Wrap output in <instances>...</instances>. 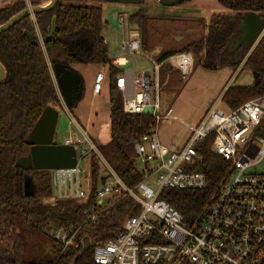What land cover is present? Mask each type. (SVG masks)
<instances>
[{"label": "trees", "instance_id": "obj_1", "mask_svg": "<svg viewBox=\"0 0 264 264\" xmlns=\"http://www.w3.org/2000/svg\"><path fill=\"white\" fill-rule=\"evenodd\" d=\"M49 1L14 0L1 6L0 25L29 6H44ZM216 1L236 14H212L205 35L187 42L177 51H163L155 62L161 64L158 71L160 86L175 87L180 74L167 61L174 54L190 53L197 66L212 73L225 68L235 72L244 61L240 71L249 69L258 74V78L246 86L230 84L223 92L220 101L231 111L264 95V32L249 53L241 48L229 52L246 12L258 14L264 20V0ZM106 2L58 0L52 8L23 17L0 34V63L5 76L0 82V264H95L94 247L113 238L122 230L124 220L140 211V206L125 195L95 208L94 195L103 177L96 156H93L90 169V199L85 205L72 200L42 204L53 192L49 172L18 165L19 160L29 154L26 139L42 111L50 102L59 105L49 66L53 63L69 67L104 65L108 67L109 75L110 140L99 143L97 150L126 187L134 188L142 180V173L136 166L134 144L141 136L156 130L161 121H156L150 113L127 114L123 110L122 93L115 85L121 69L112 65L108 45L102 37L106 24L100 5ZM53 16L54 34L45 42ZM145 19L141 10L128 18V23L137 26L140 32L142 48L147 44ZM24 32L31 34L36 43H29ZM236 56L241 60L234 63ZM255 135L264 140V117ZM212 141L210 135L197 147L202 161L195 170L205 173L206 189H167L159 195V199L171 204L188 222L201 213L216 184L228 170V163L223 158L210 153ZM89 208L95 209L92 222L84 216ZM50 225L56 228L73 226L78 229L76 238L87 243V237H90L92 243L83 249L69 246L62 250V246L45 231Z\"/></svg>", "mask_w": 264, "mask_h": 264}, {"label": "built area", "instance_id": "obj_2", "mask_svg": "<svg viewBox=\"0 0 264 264\" xmlns=\"http://www.w3.org/2000/svg\"><path fill=\"white\" fill-rule=\"evenodd\" d=\"M120 23L128 28L121 53L131 55L133 62L141 48L140 32L125 24L123 19ZM172 60L174 65L170 63ZM167 61L179 71L181 79L190 75L192 54H174ZM111 62L117 67L128 64L119 52L113 54ZM160 65L153 61L152 73L147 71L137 77L132 67L116 78L115 85L122 93L125 113H142L149 106L156 121L177 120L171 107L161 115ZM103 68L98 70L92 83L94 97L102 94L107 80ZM263 117L264 95L231 111L215 105L209 108L198 124H187V138L178 150L164 146L156 130L141 136L134 144V155L139 161L136 166L142 173V180L134 188L125 186L99 154L87 128L71 118L75 130L62 140V145L74 148L76 165L72 169L54 171L55 187L51 186L52 195L42 204L72 200L85 205L90 199V169L93 156H96L103 177L94 195L95 208L125 195L140 206V211L126 218L122 230L113 238L94 247L95 264H264V171H255L264 162V140L255 135ZM210 135L213 136L210 153L223 158L228 170L216 184L201 213L188 222L171 204L159 199V195L167 189H206L205 173L195 168L202 161L197 147ZM153 176L156 179L149 186ZM94 211V208L85 210L87 220L94 221ZM45 231L62 250L69 246L83 249L92 243L90 237L87 243L76 238L78 229L73 226L56 228L50 225Z\"/></svg>", "mask_w": 264, "mask_h": 264}, {"label": "rangeland", "instance_id": "obj_3", "mask_svg": "<svg viewBox=\"0 0 264 264\" xmlns=\"http://www.w3.org/2000/svg\"><path fill=\"white\" fill-rule=\"evenodd\" d=\"M6 1L0 0V7L9 2V0ZM215 5L213 0H191L174 6L163 5L159 0H142L139 3L112 1L101 4L100 6L103 7L102 19L106 24L102 31V37L108 43V57L112 58L113 54L119 52V56L126 58L128 64L120 68L123 73L130 71L132 67L136 77L147 71L152 73L153 61L160 53L166 50L177 51L185 43L203 36L211 14H236V12L227 11L221 6L220 11L217 12ZM140 10L146 17L147 44L145 48L139 49V53L134 55L132 62L131 55L121 53L122 41L127 38L128 28L125 29L124 25L120 23V19L129 25V16ZM132 26L138 29L137 26ZM170 63L174 65L173 60ZM97 68L98 66L94 65L80 66L79 70L84 80L85 92L75 107L64 109V103L60 102L59 105L54 102L49 103L58 110L57 127L53 138L55 143L62 144V140L75 130L71 118L81 127H86L84 123L86 118H89L90 122L87 121L91 127L89 135L97 141V144L106 143L110 140L107 95L104 94V99L95 100L91 90ZM240 70L237 78L232 80V84L241 86L251 84L254 81L253 73L249 69ZM190 71V75L185 79L176 78L175 87L160 86L161 115L165 113L168 107H172L173 115L177 120L165 119L161 121L156 133L159 141L171 150H178L186 140L188 135L187 124H198L209 108L215 105L224 111H229L218 98L220 89L227 79H221L217 73L208 72L200 66H196L194 69L192 66ZM61 104L64 108H61ZM94 111L97 116L94 115ZM136 163L139 166L137 159ZM54 171H47L50 174V185L53 188L56 184ZM255 171H264V162L257 166ZM155 179L156 176L150 179L149 186L153 185Z\"/></svg>", "mask_w": 264, "mask_h": 264}, {"label": "water", "instance_id": "obj_4", "mask_svg": "<svg viewBox=\"0 0 264 264\" xmlns=\"http://www.w3.org/2000/svg\"><path fill=\"white\" fill-rule=\"evenodd\" d=\"M58 0H50L44 6H29L17 14L13 15L8 21L0 25V34L10 29L13 24L29 14L46 11L52 8ZM122 1L125 3L136 2L137 0H107ZM186 0H159L160 3L167 6H174ZM239 29V35L235 38L229 47V52L233 53L238 48L249 53L255 44L260 40L264 32V20L258 14L246 12L243 17ZM55 16L50 21L49 32L46 35L45 42L50 40L55 30ZM29 43L35 44L31 34L24 32ZM241 59L235 57L234 63ZM193 69L197 66V61L193 59ZM52 73L56 80L57 90L64 103L65 108H73L80 101L84 94V81L82 75L78 74L73 68L63 63H53L51 66ZM254 80L258 78V74L253 73ZM4 69L0 63V82L4 79ZM143 114L150 113V107H146ZM58 119V110L48 105L42 111L39 118L34 123L33 129L29 133L26 142L30 147L29 154L25 158H21L18 162L20 168H29L37 171L50 170H67L72 169L76 165V152L72 146H64L53 141L56 131V123Z\"/></svg>", "mask_w": 264, "mask_h": 264}, {"label": "crops", "instance_id": "obj_5", "mask_svg": "<svg viewBox=\"0 0 264 264\" xmlns=\"http://www.w3.org/2000/svg\"><path fill=\"white\" fill-rule=\"evenodd\" d=\"M2 2H5L6 0H1ZM12 1H14V0H9V2L7 3V4H5V5H8L9 3H12ZM7 2V1H6ZM213 2L216 4L215 5V10L218 12V11H220V4H218L217 3V1L216 0H213ZM223 8V7H222ZM102 11H103V7H102ZM212 15V14H211ZM211 17V16H210ZM210 17H209V19H210ZM209 21V20H208ZM130 25V24H129ZM131 27H133L132 25H130ZM135 28V27H134ZM124 31V30H123ZM205 33H206V30H205V32H204V35H205ZM124 35H125V32H124ZM182 38V37H181ZM104 40V39H103ZM124 41H125V39H124ZM124 41H122V43L124 42ZM186 44V43H185ZM244 63V61H242V63L240 64V66L237 68L238 70H236L235 72H233V71H231L232 69H228V68H225V69H222V70H220V71H218V72H214V73H217V75H219V78H221V79H227L225 82H224V84L222 85L223 87L220 89V92H219V95H218V98H221V96H222V94H223V92L230 86V84H232V80L233 79H235V78H237V75H239V73H238V71L240 70V68H241V66H242V64ZM80 66H83V65H73V66H71V68H73L78 74H80V70H79V68H80ZM98 66V68H97V70H96V72H95V75H96V73L98 72V70L101 68V66H104V65H97ZM96 66V67H97ZM49 68H50V73H51V75H52V79H53V82H54V86H55V89H56V91H57V94H58V100H59V103L61 102V103H63V101H62V99H61V97H60V94H59V91L57 90V86H56V80H55V77H54V75H53V73H52V69H51V65L49 66ZM119 68H121V67H119ZM107 70H108V68L106 67V66H104V68H103V72L106 74V76H107V80L105 81V83H104V85H103V88H102V90H103V92H102V94L101 95H99L98 97H95L94 99L96 100V99H99V98H103L104 99V94H106L107 95V106H109V90H108V85H109V75H108V73H107ZM122 72V71H121ZM238 73V74H237ZM81 75V74H80ZM95 75H94V77H95ZM220 79V80H221ZM84 81V80H83ZM85 92V91H84ZM101 96V97H100ZM94 97V96H93ZM51 106V105H50ZM52 107V106H51ZM61 108H64V106L61 104ZM109 108H110V106H109ZM168 108H170V107H168ZM172 108V107H171ZM64 109H67V108H64ZM68 111V110H67ZM91 114H93V113H91ZM94 115H96V113H95V111H94ZM97 116V115H96ZM87 121L88 122H90V119L89 118H86V120H85V123L84 124H86L85 126V128H87V130H88V132L90 131V129H91V127H90V123H87ZM109 125H110V123H109ZM94 140V139H93ZM95 141V140H94ZM96 142V145H99V144H97V141H95ZM107 143V142H106ZM181 148V147H180ZM77 203V202H76ZM79 204V203H78ZM81 205V204H80Z\"/></svg>", "mask_w": 264, "mask_h": 264}, {"label": "flooded vegetation", "instance_id": "obj_6", "mask_svg": "<svg viewBox=\"0 0 264 264\" xmlns=\"http://www.w3.org/2000/svg\"><path fill=\"white\" fill-rule=\"evenodd\" d=\"M27 184H28V183H27V182H25V187H27Z\"/></svg>", "mask_w": 264, "mask_h": 264}]
</instances>
